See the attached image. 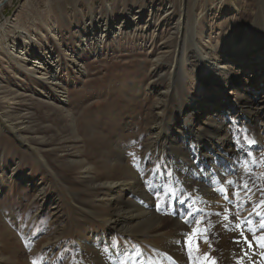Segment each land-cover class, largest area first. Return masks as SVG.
Returning a JSON list of instances; mask_svg holds the SVG:
<instances>
[{"label": "rangeland", "instance_id": "rangeland-1", "mask_svg": "<svg viewBox=\"0 0 264 264\" xmlns=\"http://www.w3.org/2000/svg\"><path fill=\"white\" fill-rule=\"evenodd\" d=\"M171 1L175 0H9L1 8L0 256L2 260L0 264H51L53 262V264H83L79 260L86 261V264H94L93 260H87L88 255L77 258L73 247L76 248L78 241L82 238L89 239L95 234L105 232L104 229L108 227L105 220L111 217L115 210L110 199L103 194L105 191L101 190L97 183L108 173V176H115L121 181L124 174L122 165L138 170L142 162H144L142 167L144 170L141 177L147 181L145 177L147 178L149 170L153 169V166L149 165L153 163L151 161L153 154L145 148L148 134L146 128L150 127L149 113L152 109L159 108L164 120L179 119V111L176 110L179 100L177 95H173L176 93L171 95L173 99L166 98L168 94L166 82L168 84L169 81L166 78V72L162 70L169 67L166 65V58L169 60L173 52L170 48L166 49V33L168 32L167 37L171 36L173 30L170 31L171 26L166 25L164 19L166 18L165 8ZM244 1L247 0H235L240 5ZM252 1L255 4L256 0ZM186 2V7L192 12L195 8L199 11L201 7L206 9V6H212L210 4L212 0H186ZM253 2H247L248 15H251V8L259 7V4L253 6ZM149 5H153L150 10L151 18L150 11L147 10ZM175 5L178 9V4L175 3ZM139 14L142 18L148 15L145 20L150 22V25L144 28L145 33L140 31L137 35V32L134 33V27H124L119 35L111 31L95 50L90 46L91 36L100 38L103 26L118 27L124 19H133ZM217 15L218 13L215 16ZM90 17H94L93 26L85 29L83 23ZM218 17V22L225 20L221 19V15ZM204 24L207 25H205L206 28L212 26V23L204 22ZM229 29L230 33L236 35L240 33V24H234ZM217 30H222V25L208 28V34L204 31L201 40L204 49L209 50L208 46L212 41L214 42L215 38L222 39V36L216 37ZM81 35L86 36L88 46L85 45L86 41H80ZM196 40H199L198 34ZM209 40L210 43L205 44ZM168 41L171 39L168 38ZM14 44L20 45L26 56L24 54L22 57H16L17 49L11 48ZM253 44H256V39L252 33V41L243 52L242 48L238 50V47L235 48L237 44L233 46L235 51L232 52L230 48L232 44L230 47L227 44L226 47L229 49L227 52L222 51L218 59L223 56L224 61L222 60L221 67L225 65L226 69L235 70L239 65L236 62L239 56L234 53L242 52L246 65L242 67L241 81L250 86L251 90L263 92L264 88L254 83L252 75L261 68L259 59H264V47L252 49ZM166 50L169 53H166ZM217 52L220 53V51ZM44 58L50 59L51 67L44 68L41 64L34 63V61L43 63ZM214 61H216L215 58ZM159 70L161 73L158 74L156 71ZM192 83L191 78H188L181 88L176 87L179 91H177L178 95L185 96L184 99L180 98L182 107L186 106L187 102H195L198 99L192 89L195 87ZM221 94L224 97L222 111L226 110L227 114L235 112V117L233 114L230 115L227 123L232 127L229 139L238 143L236 150L239 156L243 157L241 164L248 163L245 170L241 172L242 179L238 182L232 180L233 175L225 177L226 181H233V186L227 187H231L233 192L238 187L239 194L246 197L248 190L240 186L247 183V188H251L249 194L253 197L256 195L254 202L258 204L264 200V149L260 150L259 147L255 149V144L250 146L248 141H254V124L259 123V120L252 115L244 114L250 122L249 128L253 125L252 129H248L245 119L242 121L240 113H237L238 106L234 93L231 90H222ZM260 97H262L259 99L260 102H263L264 93ZM240 107L243 108V112L248 111V106ZM203 109L207 115L213 110V105L210 106L208 102H204ZM72 118L76 124L70 121ZM263 119L264 112L260 126L264 125ZM203 121L202 115L196 118L193 129L200 126ZM74 127H76L78 139L71 136ZM187 135H189L188 132H184L183 135L181 132L177 138L182 139ZM204 146L206 150H209L208 142H204ZM188 150L193 159L200 157L197 149L188 146ZM212 151L219 154V148ZM117 152L121 156L120 160L115 163V167H109V160L111 161ZM249 152L251 155H248ZM75 154H78L82 163L85 161L93 163L88 172L85 171L84 164L75 163ZM169 162L168 160L158 162L156 167L160 171L171 174L172 170L169 168L171 162ZM213 162L215 171L217 170L216 159ZM177 172L181 174V171L177 170ZM91 177L96 181H91ZM177 180L178 178L169 179L172 183L168 184V190H174L178 186L182 189L181 181ZM221 187L223 186L219 188ZM241 188L242 191L244 190L243 193ZM168 190L164 193V197L166 195L169 198L168 206L163 208L160 214L163 217L160 225L163 227L162 233L149 235L147 238L130 236L132 238L130 239V234L116 228L110 235V242L115 245L118 243L124 245L129 239L133 240L129 241L132 249L136 251L141 248L148 249V253L151 252L150 261L153 260V264H173L171 260L164 257L163 247L168 242L179 246L182 244L185 247L183 243L185 235L183 240L175 238L182 234V229L172 225L169 220L174 217L184 222L170 210L173 209L171 206L173 200L181 197L174 192L168 195ZM121 194L120 192L112 195L113 201L118 202L117 196ZM199 195L194 194L193 202L189 201V197L184 200L187 199L186 202L191 208L201 210L199 215L205 216L204 223L197 226L193 220L194 224H187L188 230L185 234L190 233L193 227L203 229L212 223L215 201L206 203L199 199ZM228 195L231 202L220 197V203L224 204L219 211L220 228L214 229L211 225L206 233L207 240L201 236L198 246L194 238L191 251L186 247L184 249L186 260L183 264H203L205 254L209 260H214L215 264H226V249L220 246V229L225 230L224 232H231L234 229L233 233L227 237L233 243L234 238H239L240 232L235 225L241 220L245 221L248 215L255 218L251 220L252 224L245 221L243 228L246 230L245 235L252 240L253 234L247 229L258 225L260 216L256 217V213L250 212L247 216L244 213L240 214L238 207L243 202L242 198L239 202L231 193ZM122 197L123 199L127 197L128 200L133 199L126 194ZM246 199L245 204H248L249 198L246 197ZM82 207H86L87 211H83ZM225 209H228V213H225ZM176 210H182V206L178 203L175 206ZM169 211L170 215L167 214ZM225 214L230 217L228 221L223 219ZM261 232L259 230L256 237L264 236ZM124 237L128 240H124ZM240 246L244 249L243 255L253 260L249 264H264L262 255L264 248H259L256 241H253L252 250L247 244L242 243ZM53 249H55L54 252ZM85 250H88L90 254L92 252L90 245ZM167 251L169 250L166 249ZM54 253L57 254L53 255ZM232 253L235 256L232 259L234 263L227 264H237L238 260L241 264H248L243 258L237 257L236 253ZM257 256L259 259L254 261ZM111 264H117L115 258L112 259Z\"/></svg>", "mask_w": 264, "mask_h": 264}, {"label": "bare ground", "instance_id": "bare-ground-1", "mask_svg": "<svg viewBox=\"0 0 264 264\" xmlns=\"http://www.w3.org/2000/svg\"><path fill=\"white\" fill-rule=\"evenodd\" d=\"M8 1L9 0H7V2ZM3 2L4 0H0V10L4 6ZM247 2L252 3L253 1L247 0L242 2L240 5V3L235 2V0H212V2L210 3L212 6H206V9H203L201 7L199 11H196L195 8L193 12L186 7V0H175L173 2L171 1V3H168L169 6L165 8L166 18L164 19L166 21V25L171 26L170 31L173 30V34H171V36L168 35L167 37L168 32L166 33V49L170 48V50H173V52L169 60H167L166 58V65H169V67L162 70L166 72V78L169 81L168 84L166 82V90L168 92V94L166 93V98L173 99L174 97H171V95L173 93H176L173 95H177V98L179 100L178 106L176 107V110L179 111V119L170 121L169 118H166V120H164V118L162 117V111H160L159 108H155L154 110L152 109L149 113L148 117L150 120V127L146 128L148 134L146 138L147 145L145 146V148L151 151V153L153 154L152 160L150 159L153 163H149V165L153 166V169L149 170L148 177H145L147 181H145L143 177H141V173L144 170V168H142L144 162H142L138 170H134L133 168L131 169L130 167L126 168L124 165H122L121 169H123L124 174L123 177L121 176V181L120 179L117 180L118 178H115V176H108V173L107 175H104V177L101 178V181L97 183L100 186L101 190L105 191V193L103 192V194L107 195V197L110 199L111 205H113V208H115V210L113 211L112 216L105 220V222L108 223V227L106 226L107 229H104L105 232L103 231L95 234L89 239L82 238L80 239L81 241H78L76 245L77 247H73L75 249L74 252L76 253L77 258L84 255H86L87 257L88 255L87 260H93L94 264H111V261L114 258L117 264H153V260L150 261L149 256L151 255V252L148 253V249L141 248V250L136 251L135 249H132L131 243L129 241H133L130 240L132 239L130 236H144L147 238V236L149 237V235H157L163 232V227H160L163 217H161L160 214L162 213V209L165 208V206L163 205V203H161V209L160 211H157V200L154 197L155 193L159 192L160 200L163 201V199L166 197V195L164 197V193H166V190H168V184L172 183L169 182L170 178H178L177 181H181L183 187L182 189H179L178 186V188L168 191L174 192L176 195H179L181 197L180 199L189 197L190 202H193L194 194H200L201 196L199 195V199L206 201V203H209V201L213 200L215 201L213 206V210L215 213H219V211L222 209V206H224L223 203H220V197L222 195L217 191V189H219L220 186H223L224 188L228 189V194H232L233 192V189L231 188L233 184H229L228 181H226L225 177L227 175H233L232 180L237 182L238 180L242 179L241 172L245 170V167L248 163L244 162L241 164V162H243V157L239 156L238 150H236L238 143L229 139V137L231 136L232 127L227 125V123L230 115L233 114L235 117V112L227 114L226 110L222 111L224 97L221 92L222 90H231L232 93H234V98L238 106L237 113H240L241 120L245 119L244 121L245 123H247L248 129H252L253 125H251V128H249L250 122L247 121L244 114L252 115V117L256 120H259V123L261 124V116L264 112V101L260 102L261 100L259 99L262 98L260 97V95L264 93V91L262 92L256 89L254 91L251 90L252 88L250 89V86L243 83L240 77L243 71L242 67L246 65V61H244V59L242 58V52L252 41V33L254 34V37L256 39V44L252 45V49L259 48L261 46L264 47V0L263 2L262 0H256L255 4L253 2V6H257L259 4V7L257 9L251 8V15H248L246 13V6L248 5ZM175 3L178 4V9L176 8L177 5H175ZM151 8H153V5H149L147 10L150 11ZM242 10L243 12L245 11L244 14ZM216 13H218V15H221V19L224 18L225 20H221L220 22H218L217 18L219 17L218 15L217 17L215 16ZM141 14L133 19H124L123 23L120 22L122 27L113 26V29L110 25L103 26L101 28L102 30L100 33V38H96L94 35L91 36L90 46L95 50L99 43L101 44L103 40L105 41V38L111 31H114L119 35L124 27H134V33L137 32V35L140 31L144 32V28L149 26L150 22H147L145 20L146 17L148 18V15L142 18L140 16ZM151 16L152 13L150 11L149 17L151 18ZM93 22L94 17H90V19L88 18V21H85L83 23L84 28L90 29V27L93 26ZM204 22L208 24L212 23L213 27L216 25H222V30L216 31V37L219 38L222 36V39L219 40L215 38L214 42L212 41L210 46H208V51L204 49L201 40L202 36L204 35V31L207 32L208 28H212V26L206 28V24H204ZM141 24H143V26L140 27ZM234 24H240V33L236 35L229 32V27H233ZM199 25L201 26L198 29ZM197 34L199 37L198 41L196 40ZM80 37L82 39L79 40L81 42L86 41L85 45L88 46L89 43L87 44L88 40L85 39L86 36L81 35ZM172 37L174 41L172 40ZM168 38H170L171 41H168ZM209 43L210 40L205 44ZM227 44H229V47L232 44L230 47L232 52L235 51V49L233 48L235 44H237L235 45V48L238 47L237 50L239 48L243 49L242 52L234 53L239 56H235L236 58H239V60L236 61L239 64L235 68L236 71L234 69H226L225 65V67H221L220 65L222 64V60L224 61V59L223 56L218 59V56L222 53V51L227 52V49H229V47H226ZM173 45L174 47H172ZM14 47L17 49L15 50L16 57H22L24 54L26 56V53L23 54L24 49H22L20 45L18 46L17 44H14L11 48L13 49ZM166 51V53H169L168 50ZM217 51H220V53ZM214 58L216 61H214ZM259 60L261 68L259 71H255L252 76L254 77V83L260 84L261 87L264 88V59ZM34 63L41 64V67L44 68L51 67V62L48 58H44L43 63L39 61H34ZM159 71L156 72L159 74L161 73V70ZM170 75L172 78L170 77ZM252 76L250 75V78H252ZM188 78H191V81L193 82L192 85H195V87H193L192 89H194L195 93L198 96V99L195 102L189 101L186 103V106L182 107L180 98L184 99L185 96H183V94L178 95V90L176 87L181 88L184 81H186ZM171 79H173V81H171ZM180 88L178 89L180 90ZM204 102H208L210 106L213 105V110H211V112L207 115L206 113H204V109L202 110V103ZM241 105L248 106V111L243 112V108L240 107ZM164 107L166 106L164 105ZM201 115L203 116L204 121L202 122V124H200V126L193 129V127L195 126V119ZM234 117L232 116V122ZM70 121L73 124H76V121L73 118ZM259 123L256 122L254 124V148L257 149V147H259V149L261 150L264 149V125L260 126ZM176 128L178 130H176ZM181 132L182 135L184 132H188L189 135L182 137V139L177 138L179 137V133ZM76 135V127H74V131H72L71 136L78 139V136ZM204 142L209 143V150H206ZM188 146H191V148L193 149H197L200 152V157H198L197 159H193L190 151L188 150ZM218 148L219 154H216L212 151V149L216 150ZM75 156V158L73 157L76 161L75 163L78 165L84 164L85 171L88 172L89 168L93 166V163L86 162L85 160V163H82L79 160L78 154H75ZM120 157L121 156L118 155L117 152L114 155V158H111V161L109 160L108 166L115 167V163L120 160ZM215 159L217 170L214 171L215 166L213 161ZM165 160L171 162H169L170 166L168 165L172 170L171 174L160 171L156 167V164L158 162H164ZM197 160L199 161V164L196 163ZM198 165H200V167H198ZM201 169H204L205 171L202 172ZM177 170L181 171V174H179L180 172H177ZM90 180L94 182L96 181L95 178L92 177L90 178ZM228 185L231 187H227ZM245 190L247 191V189ZM120 192L122 193L121 196H117L116 199L118 202H114V197L112 195H116ZM241 192H244V190L242 191V188ZM249 192L250 191H247L245 194L246 197H251V200H249L248 204H245V201H247L246 197L243 195V197H245L243 198L242 194H239L240 198H242L243 200L242 204L240 205L241 207L237 206L240 214L244 213L247 216L249 212L255 214L256 212L260 211L261 213H264V207L256 208L255 211H253L254 206L257 204L256 201L254 202V197H256V195H254L253 197L252 194H249ZM125 194L130 195V197L133 199L128 200L126 199L127 197H124L125 199H123L122 196H124ZM242 200H239V202ZM49 202L53 203L52 200H49ZM82 210L85 212L87 211L86 207H82ZM176 212L182 213V210H176ZM215 213L211 219V225L214 226V229L217 227L220 228L221 226V215L216 216ZM167 214L170 215V211ZM176 217L181 219L180 214H177ZM253 218L255 217H253L252 215H248L245 221H247L248 219L253 220ZM256 221H258V219ZM169 222L172 225H177L182 229V234L177 235L175 238H177V240H183L185 231L188 230L187 224L182 223L180 220L174 217L170 219ZM191 223L194 224L193 222ZM116 228L120 231H125L126 233L130 234L129 241H126L124 245H122L121 243L115 245L114 243L110 242V235L114 233V230ZM248 228L255 229V235L258 234L259 230L262 231L261 233H264V229L260 228V223H258V225H255V227ZM224 231L220 229L219 237L221 239L220 246L222 247V249H226L225 256L227 263H234L232 259H234L235 256L232 255V252L236 253L237 257L243 258L245 263H251L253 260L243 255L244 251H241V244L231 243V241L227 239L228 235L233 233L234 229L231 232ZM126 239L127 237H124V240ZM177 240H175V242ZM175 244L176 243L171 242L165 243V246L163 247V251L165 250L164 257L171 260L173 264H183V262L186 260L184 252L185 247L182 244L180 246L178 244ZM88 245H90V249L92 251L91 254L87 252L88 250H85ZM251 248H254V246H252ZM95 249H97V251H95ZM166 249L169 251L166 252ZM54 250L55 249H53V252ZM55 254L57 253H54L53 255ZM257 259H259L258 256L255 257L254 261ZM1 260L2 258L0 256V261ZM79 262L86 264V261L79 260Z\"/></svg>", "mask_w": 264, "mask_h": 264}, {"label": "snow or ice", "instance_id": "snow-or-ice-1", "mask_svg": "<svg viewBox=\"0 0 264 264\" xmlns=\"http://www.w3.org/2000/svg\"><path fill=\"white\" fill-rule=\"evenodd\" d=\"M253 143H254V141H252V140L248 141V144L250 146ZM248 155H251V152H249ZM196 163L199 164V161L197 160ZM201 171L203 172L205 170L201 169ZM228 183L229 184H233V181H228ZM240 187H242L244 189H247L248 191H251V189L247 188V183H244ZM217 191L222 195L224 200L229 201V195H228V189L227 188L221 187V188L217 189ZM168 195H172L171 191H169ZM232 195H233V197H235L236 200H239L240 199L239 188H237V190L234 191L232 193ZM154 198H156V200H157V202H156L157 211H160L161 203H163V205L165 207L168 206V198H167V196L163 199V201H161L160 200V193L157 192V193H155V197ZM249 200H251V197H249ZM229 202H231V201H229ZM177 203L182 206V213H177L175 211V206H176ZM171 206L174 209L173 215L180 214L181 219H182V221L185 224H190L193 220L195 221V224L197 226L202 224V223H204L205 216L204 215H199L201 213V210L200 209L191 208L187 204L186 200L179 199L177 197L176 199L173 200ZM260 207H264V200L260 201L259 204L255 205L253 211H255L256 208H260ZM224 211H225V213H228V209H225ZM215 215L216 216H220L221 214L220 213H215ZM256 215L260 216V228L264 229V213L256 212ZM198 216H199V218H197ZM237 216H238V214H237ZM223 219L225 221H228L230 219V217H229V215L225 214L223 216ZM244 223H245V221L241 220L240 223H237L235 225V228L239 229L240 232H239V238H234L233 239V243H235V244H242V243L243 244H247L248 247L251 248L253 246V241H256L257 242V246L264 248V236H261L259 238L256 237L255 229H251L250 228V229H247V231H251L253 233V238H252V240H249L248 237L245 235V231L246 230L243 228V224ZM247 223L248 224H252L253 221L247 220ZM210 226L211 225H209V227ZM209 227H205L203 229H201L199 227H193L191 229L190 233L185 234V238H184V241H183L185 247L191 251V249L193 248V239L194 238L196 239L197 246H198V243H199V238L201 236H204L205 240H207L206 233L208 232ZM225 227H227V225H225ZM241 251H244V249L242 248ZM262 255H264V253H262ZM203 264H215V261L214 260H209L207 254H205V260H204ZM237 264H241V261L238 260Z\"/></svg>", "mask_w": 264, "mask_h": 264}, {"label": "water", "instance_id": "water-1", "mask_svg": "<svg viewBox=\"0 0 264 264\" xmlns=\"http://www.w3.org/2000/svg\"><path fill=\"white\" fill-rule=\"evenodd\" d=\"M7 2V0H4L3 4H5Z\"/></svg>", "mask_w": 264, "mask_h": 264}]
</instances>
